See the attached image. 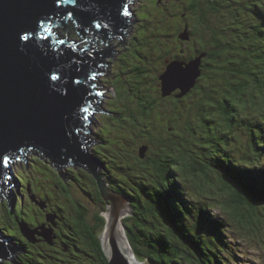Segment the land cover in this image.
<instances>
[{
  "label": "rangeland",
  "instance_id": "rangeland-1",
  "mask_svg": "<svg viewBox=\"0 0 264 264\" xmlns=\"http://www.w3.org/2000/svg\"><path fill=\"white\" fill-rule=\"evenodd\" d=\"M157 3L153 0H133L130 9L135 13L134 22L123 38L125 41L119 43L118 37L109 39L108 44H111V49L115 52L114 57H104V61L108 64L106 66L101 64V66H103L102 70L107 72L97 75L96 83L105 89V95L99 101V105L107 111H100L98 106L91 102L95 108L92 106L90 108L95 109V112L89 116V119L92 118V121L87 123L89 132L84 131L91 139V142L87 143V153H94L93 150L96 148L100 154L105 155L106 157L102 160L100 158L97 160L102 164L104 161L110 168L109 173L114 176H119L120 167L136 164L139 146L143 145L150 136L156 140H167L174 129L177 132L181 131V141L185 143L184 140H197L212 133L214 138H217L220 133H226L228 140L225 143L232 147L236 145L238 150L250 151L251 133L255 128L251 129L249 122L251 125L256 121L259 122L255 130L259 138L264 130V53L262 51L264 0H216L217 9H214L212 13L207 9V2L201 8L196 5L192 9L191 14L194 18L190 21L196 28V41L202 40L207 46H218L223 62L228 63L230 62L228 59H237L239 68L255 67L252 72L253 80L249 81L248 89L242 88L239 92L240 82L227 81L228 72L235 73L234 68L226 73V81L224 79L221 81L222 76L218 77L220 72H217L215 65L211 70L208 69L210 66H205L192 92L194 95L190 97L191 90L187 93L189 95L186 94L181 98H177L175 92L169 96H161L158 76L163 68L159 70V73L155 70L165 58H169L178 50L172 48L175 45L174 33H176L177 24L182 25L185 19L180 20L177 15L171 16L173 22L167 16H158V8H155ZM177 3L178 0H164V9H169L176 14L179 9L176 6ZM195 3H199V0ZM166 13L169 15V11ZM199 14L203 17L198 21ZM256 29L259 30L260 35L252 38L255 36ZM72 34L77 42V49L85 47L84 44H88L89 41L92 43L91 39L84 40L75 33ZM99 41L100 39L96 44ZM243 43L245 46H240ZM256 43L260 50L258 57L255 56L256 54L253 55ZM99 45L105 48L103 43ZM182 49L188 50V47L183 46ZM166 53L168 56L163 58ZM185 55L186 53L182 54V56ZM184 58L186 57L180 59L184 60ZM203 85L205 87L201 88ZM224 96L230 100L232 106L228 101L229 106L223 103ZM231 107H234V110ZM209 118L214 119L215 123L207 122ZM136 136L139 138L136 139ZM189 155L192 154L189 153ZM189 155L186 153L183 160L188 161L195 154L191 158ZM25 157L28 158L27 162L25 160L15 162L11 167L20 181L13 212L5 215L3 205L6 204L5 199L1 198L0 201V231L4 235L14 236L13 239L10 237L11 244L21 247V251L14 254L15 261L20 260L21 264L89 263L90 258L84 252H89L90 248L83 241L84 236L77 232L74 220L76 213L85 207L86 218L91 225H94V214L104 207L95 193L98 188L92 173L82 166L71 167V164H68L61 168L63 173H67L64 180L58 168L51 164L50 159H44L38 151L27 152ZM262 160L264 162V158ZM105 165L103 164V167L99 169L102 175L107 170ZM137 176L132 172L130 176H124V181L138 186L135 184L140 176ZM189 178L192 176L184 177L187 184L191 183ZM56 183H59L58 187ZM206 183L204 190L200 192L212 195L206 189H213L215 197L217 196L223 202L217 204L218 207H214L212 212L225 215L230 206L226 203L228 199L226 190L220 189L216 179H210V182ZM12 189L16 191L17 187L13 186ZM29 191L34 196H30ZM190 192H192L191 196L201 199L195 190L191 189ZM251 213H253L252 216L261 214L260 220L264 222L262 209L259 213L255 211ZM47 214H53L55 217ZM47 217L51 220L48 221ZM251 219L253 220L254 217ZM52 220L55 224L51 222ZM126 220V224L131 222L129 219ZM6 221L13 223V228ZM24 221L31 227L45 223L46 231H49L53 244H48V241L31 244L27 243L29 240L20 234L21 232L17 231L16 235L14 230L16 223ZM160 223L155 224L158 229L162 227ZM262 225L264 227V223ZM40 231L45 230L40 229ZM258 231L264 232V229ZM227 238L230 242L233 240L235 244L232 247L237 248V252L242 254V257L237 258L236 261L242 264H264V247L260 245L262 244L260 239L247 238L239 232L231 231L227 232ZM69 242H73L76 247L66 252L63 256L65 260L61 261L56 256L57 250L59 251L58 246L63 247V244ZM139 261L140 259L138 263L142 264L140 262L143 261ZM0 264L17 263L4 259L0 261Z\"/></svg>",
  "mask_w": 264,
  "mask_h": 264
},
{
  "label": "water",
  "instance_id": "water-1",
  "mask_svg": "<svg viewBox=\"0 0 264 264\" xmlns=\"http://www.w3.org/2000/svg\"><path fill=\"white\" fill-rule=\"evenodd\" d=\"M130 3L131 0H76L73 5L70 0H63L61 5H57L53 0H0V152L19 155L20 160L27 161L26 152L38 151L41 156L50 159L64 180L66 175L61 168L68 164L82 166L92 173L98 197L105 202L100 212L105 221L99 237L108 264H139L134 258L135 251L128 235H125L124 218L133 214V208L129 197L111 188L99 172L100 167H103L102 162L92 153H87V143L91 139L84 131L89 132L87 123L92 119L83 121L80 108L91 107L93 101L100 111H107L99 105L102 96L96 93L100 91L88 84L76 86L73 80H83L88 71L107 72L102 70L108 64L104 57H114L115 53L111 44H108L109 39L118 37L119 43H123L127 30L134 22V12L128 17L122 14V5L128 4L130 9ZM68 11L73 13L71 19L81 38L91 39L92 43L89 41L84 44L85 47L77 49L74 41L66 39H63V45L54 44V37L42 46L37 42L24 47L17 39L23 30L36 29L38 22L44 19L55 23L59 20L65 29ZM52 16L55 19H51ZM95 23L105 27L95 28ZM191 26L194 27L193 24ZM99 39L98 44H95ZM34 40L38 41V37H34ZM100 43L105 48H101ZM204 58L205 53H202L189 60L167 61L158 76L161 96H169L176 90L179 91L175 95L177 98L189 93L205 70L204 64L202 66ZM81 65L84 66L83 71L79 70ZM57 66L63 67L65 75L58 83L50 82L47 74ZM172 69L181 71L172 72ZM20 149L23 151H18ZM145 149H139L140 157L144 156ZM5 175L12 177L9 181L12 187L19 186V179L12 169ZM2 183L0 181V185ZM12 187L0 192V199L6 200L11 212L18 195ZM32 194L30 192V196H34ZM48 216L55 217L53 214ZM47 220L51 219L47 217ZM51 222L55 224L54 220ZM18 225L21 234L30 242L36 241V234L43 236L46 242L52 238L46 231L45 223L30 227L24 221ZM20 251L21 247L12 245L10 236L0 231V261L9 259L18 264L14 254ZM140 263L147 264L144 261Z\"/></svg>",
  "mask_w": 264,
  "mask_h": 264
},
{
  "label": "trees",
  "instance_id": "trees-1",
  "mask_svg": "<svg viewBox=\"0 0 264 264\" xmlns=\"http://www.w3.org/2000/svg\"><path fill=\"white\" fill-rule=\"evenodd\" d=\"M195 1L191 0V3L185 5L190 15H192L191 11L196 5L201 8L206 2L209 12L212 13L214 9H217L216 0H199L197 4ZM202 17V14H199L198 21ZM73 24L76 27L72 21H69L65 29L61 27L65 36H69L68 33ZM195 29L193 27L192 31ZM257 35H260L258 29L252 38H256ZM251 43L255 44L254 41ZM201 45H206V43L202 40L195 43L194 51L196 53L194 55L205 53L207 61L205 62V58L202 61L204 67L210 66L208 69L211 70L215 65L217 72H220L218 77L222 76L221 81L223 79L226 81V73L234 68L235 73L228 72L227 81L229 83L240 82L239 92L242 88L246 89L247 82L253 80L252 72L255 66L253 68H239L236 63L237 59H228L230 61L228 63L223 62L218 46L206 45L204 47ZM240 46H245V44ZM255 47L253 55L256 54L255 56L258 57L259 45L256 43ZM262 51L264 53V47ZM166 56L168 53L163 58ZM162 63L163 61L155 70L156 72L159 73L162 68V71L164 70L165 67H162ZM204 87V85L201 86V88ZM194 88L189 93L191 94L190 97L194 95L192 94ZM134 97L136 99V96ZM226 99L225 96L222 98L223 103L229 106V102L232 106L230 100ZM234 107L231 109L234 110ZM206 121H214L215 123V120L211 118ZM258 123L256 121L252 123L255 126H252L249 122L251 129L255 128L251 133L250 151L238 150L236 145L232 147L225 143L228 140L226 133H220L217 138H214L212 133L197 140H184L185 144L181 141V131L177 132L172 128L173 132L167 140H156L151 136L146 139L145 143L141 145L146 148L144 156L140 157L138 150L136 164L120 167L119 176L109 173L110 168L103 161L107 169L103 172V177L109 182V186L122 192L131 200L133 214L124 218V223L138 259L146 261L147 264H231V262L242 264L240 261H236L237 258L242 257V254L237 252V248L232 247L235 244L233 240L230 242L227 238V232L230 231L232 233L239 232L247 238H258L262 243L260 245L264 247V232L258 231L264 229L262 225L264 222L260 220L261 214L252 216L253 213H251L253 211L259 213L261 209L264 211V162L262 160L264 158V130L259 138L255 132L256 127L259 126ZM137 138L139 137L136 136ZM93 152L92 154L101 160L106 157L100 154L96 148ZM186 153L192 154L189 155L190 158L195 155L186 161L183 160ZM132 172L140 176L135 184L138 186L127 184L124 181V176H130ZM186 176H192L188 179L191 181L190 184L185 182L184 177ZM210 179H216L220 189L226 190L225 193L228 198L226 203L230 206L225 215L212 212L214 207H218L217 204L223 202L217 196L215 197L213 189H206L212 195L206 191V194L200 192L204 190L205 182L208 184ZM55 185L58 187L59 183ZM191 189L195 190L201 199L191 196ZM3 205L6 211L4 214H11L8 206ZM86 211L87 209L84 207L76 213L74 226L77 232L85 237H82L83 241L90 248L89 252H84L90 258L87 264H108L99 237L105 221L104 216L100 213L101 211L96 215L94 214L95 224L91 225L86 218ZM251 216L254 217L253 220ZM126 219L131 220V222L126 224ZM6 222L10 226L14 225L11 222ZM158 222H161L162 227L160 229L155 226ZM14 230L16 235L17 231L20 232L18 223H16ZM9 236L11 239L14 237ZM40 237L42 238L41 241L45 242V238ZM48 244H53V241L50 240ZM63 245V247L58 246L59 251L57 250L56 253L57 258H60L61 261L65 260L63 256L66 252H70L72 247H76L73 242ZM21 263L19 260L18 264Z\"/></svg>",
  "mask_w": 264,
  "mask_h": 264
},
{
  "label": "snow or ice",
  "instance_id": "snow-or-ice-1",
  "mask_svg": "<svg viewBox=\"0 0 264 264\" xmlns=\"http://www.w3.org/2000/svg\"><path fill=\"white\" fill-rule=\"evenodd\" d=\"M54 4L61 5L63 3V0H53ZM71 4H75L76 0H70ZM122 14L125 17L132 16L133 13L130 11L128 4L122 5ZM68 17H72L73 13L68 11L67 12ZM95 28H102L105 27V25L101 23H95ZM58 28V25H55V21H49L47 19H44L40 22H38L36 29H25L23 30L22 34H19L17 39L24 45V47H28L29 45L33 43L39 42L41 46L44 42L52 41L54 39V44H60L63 45L65 41L61 39L59 36L55 35V29ZM34 37H38V41L34 40ZM54 46V45H53ZM80 71L84 70V66L81 65L79 68ZM172 72H180V69H172ZM65 73L62 66H57L54 70H49L47 77L50 82H59L63 79ZM97 73L88 71L83 80L75 79L73 80V84L76 86H82L85 84H88L91 88L97 87ZM67 87V86H66ZM98 96H104L105 93L98 92L96 93ZM80 112L82 113V119L85 122L89 121V116L93 115L95 112V109H90V106H82L80 108ZM18 151H23V149H20ZM20 156L19 155H9L4 154L3 152H0V169H3V172H0V181H2V185H0V192H3L6 188L12 187L10 185L9 181L12 179L10 175H5L8 171H10L12 165L15 162H19Z\"/></svg>",
  "mask_w": 264,
  "mask_h": 264
},
{
  "label": "flooded vegetation",
  "instance_id": "flooded-vegetation-1",
  "mask_svg": "<svg viewBox=\"0 0 264 264\" xmlns=\"http://www.w3.org/2000/svg\"><path fill=\"white\" fill-rule=\"evenodd\" d=\"M153 1L156 2V3L158 2L157 4H155V8H158V13H159L158 16H167L172 21H173V18L171 16H175V15H177L180 20H184L185 19V21H184V23L182 25L177 24V29L179 31L177 29H175L176 33H174L175 45L172 46V48L174 50H177V49L178 50L175 53H173L172 56H170L169 58L165 59V61H163L162 67L166 66V62L167 61L180 59L178 57H186V58H189V59H191L193 56L195 57L196 55H194V54L196 52L194 51V43L191 41V37H190V33H191V30H192V26H191L192 23H191L190 19H192L193 16L188 13V10L186 9V6H185L186 4L191 3V0H178V3L176 4V6L179 9L177 10L176 14L173 13L169 9H164L165 8L164 7V0H156V1L153 0ZM167 11H169V15L170 16L167 15L168 14V13H166ZM221 29H223V28H221ZM183 46L188 47V50H183L182 49ZM183 53H186V55L182 56ZM181 60H183V59H181ZM164 62H165V66H164ZM248 84H249V82L247 83V87H246L247 89H248ZM97 192H98V190H96V192H95L96 195H97ZM41 208H43V207H41ZM41 239L42 238L40 236H37L35 243L34 242H30V241H27V243L36 244L39 241L41 242Z\"/></svg>",
  "mask_w": 264,
  "mask_h": 264
},
{
  "label": "clouds",
  "instance_id": "clouds-1",
  "mask_svg": "<svg viewBox=\"0 0 264 264\" xmlns=\"http://www.w3.org/2000/svg\"><path fill=\"white\" fill-rule=\"evenodd\" d=\"M133 2V0H131V3ZM131 3H130V5H131ZM130 11H132V12H134L133 10H130ZM135 14V13H134ZM51 19H55V16H52L51 17ZM69 21H72V22H74L72 19H71V17H66V22H68L69 23ZM55 25H58V28L57 29H55V34H57V33H59L58 35H56V36H59L60 38H62V39H66L67 41H74L75 43H76V46H77V42H76V40H75V37L73 36V34L72 33H75L76 35H78V36H80V34L76 31V30H74V32H71L73 29H75V28H77V26L76 27H74V24L72 25V28H71V31L68 33L69 34V36H65V34H64V32L62 31V29H61V25L59 24V20H56V23H55ZM63 28V27H62ZM220 28V27H219ZM192 31V30H191ZM127 33V32H126ZM61 35H62V37H61ZM81 37V36H80ZM190 37H191V41L194 43V45H195V43H197V41H196V34H195V30H193L191 33H190ZM194 38V39H193ZM82 39H84V40H87V39H85V38H82ZM194 40H195V42H194ZM97 42V41H96ZM96 42H95V44H96ZM201 46H206V45H201ZM184 60H186V59H184ZM162 72V71H161ZM97 74H99V73H97ZM97 85H99V84H97ZM100 86V85H99ZM100 88H101V92H103V93H105V89L102 87V86H100ZM92 89H94V90H99L97 87L96 88H92ZM175 93H178L179 91L178 90H176V91H174ZM103 97V96H102ZM101 97V98H102ZM101 98L99 99V101H101ZM91 109V108H90ZM27 153V152H26ZM25 153V154H26ZM40 155V154H39ZM41 156V155H40ZM41 157H43V156H41ZM44 159H45V157H43ZM97 159V158H96ZM23 160H25V162H27L26 161V159H21V160H19V161H23ZM71 167H75L74 165H72L71 164ZM65 175H67V173H64ZM94 178V177H93ZM20 182V181H19ZM94 182H96V181H94ZM19 185V184H18ZM15 187H17V192H18V190H19V186H15ZM97 195H98V193H97ZM97 198L98 199H100L98 196H97ZM0 201H1V199H0ZM99 202L101 203V204H104V207H105V202L103 201V200H99ZM102 202H104V203H102ZM5 203H7L6 202V200H5ZM7 205V204H6ZM104 207H101V211H102V208H104ZM95 215H96V213H95ZM126 218V217H125ZM126 232H127V227H126ZM128 235V234H127ZM128 238H129V236H128ZM36 240V239H35ZM130 240V239H129ZM131 242V241H130ZM135 257H136V259L137 260H139L138 258H137V256H136V254H135ZM141 261V260H140ZM145 262V261H144Z\"/></svg>",
  "mask_w": 264,
  "mask_h": 264
},
{
  "label": "bare ground",
  "instance_id": "bare-ground-1",
  "mask_svg": "<svg viewBox=\"0 0 264 264\" xmlns=\"http://www.w3.org/2000/svg\"><path fill=\"white\" fill-rule=\"evenodd\" d=\"M92 119V118H91ZM24 148H26V147H24ZM123 230H124V232H125V229L123 228ZM125 235H126V232H125ZM128 240V239H127ZM128 243H129V241H128ZM132 253H133V251H132ZM134 256V255H133ZM134 258L136 259V257L134 256ZM136 261L138 262V260L136 259Z\"/></svg>",
  "mask_w": 264,
  "mask_h": 264
}]
</instances>
